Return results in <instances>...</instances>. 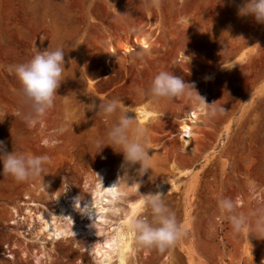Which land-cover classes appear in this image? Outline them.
<instances>
[{
  "label": "rangeland",
  "instance_id": "374dc122",
  "mask_svg": "<svg viewBox=\"0 0 264 264\" xmlns=\"http://www.w3.org/2000/svg\"><path fill=\"white\" fill-rule=\"evenodd\" d=\"M243 2L159 0L152 6L151 0H0V141L8 153L47 154L51 159L49 174L42 180L50 192L41 189L39 179L18 183L0 174V264H35L41 253L45 254L40 264H97L98 257L83 245L89 237L42 244L44 236L35 235L39 223L33 221L28 228L29 220H18L15 214L25 207L41 208L23 204L28 202L57 213L53 194L72 181L82 184L86 172L97 169L84 165L77 149L93 134L101 98L120 99L126 110L145 104L168 116L146 129L149 145L163 158L157 163L159 170L142 178L135 173L134 181L140 184L136 183L139 196L164 194L187 235L163 252L134 247L132 263L264 264V239L244 230L234 233L217 203L222 194L236 200L237 210L245 214L264 206V24L238 15ZM140 38L147 40V48L139 45ZM33 45L38 50L61 47L65 53L64 80L56 90L54 107L43 118L44 126V120L30 126L24 119L28 109L20 106L19 84L10 71V66L31 58ZM126 45L134 50L125 56L121 47ZM161 70L194 82L206 103L215 102L226 111L211 120L202 117L196 128L202 133L196 131L192 144L195 155L172 152L176 144L166 138L173 120L192 101L186 97L155 101L136 91L146 90ZM53 114L64 121L69 116L72 122L59 152L51 156L44 137ZM115 153L118 157L110 162L119 168L123 154ZM189 185L195 198L186 218ZM119 208L127 204L119 202ZM137 216L151 220L144 206ZM118 218L121 214L114 219Z\"/></svg>",
  "mask_w": 264,
  "mask_h": 264
},
{
  "label": "clouds",
  "instance_id": "9594fccd",
  "mask_svg": "<svg viewBox=\"0 0 264 264\" xmlns=\"http://www.w3.org/2000/svg\"><path fill=\"white\" fill-rule=\"evenodd\" d=\"M158 3L159 0H151L152 6ZM238 15L251 16L257 23L264 24V0H244L242 6L238 8ZM64 56L61 47L38 50L33 45V55L29 60L10 66V71L15 74L19 84L16 94L20 106L28 109L23 116L30 126L42 122L49 110L54 107L58 96L56 90L64 80L63 74L66 70ZM136 91L141 96L149 95L155 101H174L176 98L186 97L192 101L204 120H211L226 112L222 105L215 102L206 103L205 98L198 94L194 82L187 83L181 76L167 70L156 73L146 90L137 88ZM94 107L96 109V106ZM98 109L107 118L115 117V122L106 133L107 143L103 138L93 139L95 153L104 146H111L114 151L123 154L124 164L128 166L139 164L138 175L142 176L147 170H151L152 155H149L151 148L147 130L136 123L135 117L128 115L123 101L117 98L106 100L98 105ZM17 115H21L19 110ZM65 130L60 129L61 132ZM50 165L51 159L47 154L36 155L15 151L8 153L0 141V174L11 176L18 183L39 179L42 190L46 191L47 185L42 180L44 175L49 174L47 168ZM117 181L129 184L125 174L106 189L114 190ZM249 187L255 191V182H251ZM140 195L143 206L151 212V220L143 216L129 218L127 232L136 249L155 248L163 252L187 235L186 226L178 222L175 213L163 200L164 194L157 191ZM217 203L220 212L229 220L234 233L244 230L250 234L255 233L253 236L256 238L264 239V206L245 214L237 210L236 200L222 194L218 197ZM252 220L254 223H250Z\"/></svg>",
  "mask_w": 264,
  "mask_h": 264
},
{
  "label": "bare ground",
  "instance_id": "6f19581e",
  "mask_svg": "<svg viewBox=\"0 0 264 264\" xmlns=\"http://www.w3.org/2000/svg\"><path fill=\"white\" fill-rule=\"evenodd\" d=\"M138 42L142 48L149 46L145 38H140ZM109 50L114 51L111 47ZM132 50H134L133 45L121 47V53L124 55L130 54ZM110 60L109 58L108 62ZM105 101V99L101 98L98 101V105ZM146 106L145 104H140L135 108H130L135 109L134 111L127 110L129 112L128 115L135 117L136 123L145 129H147V126L154 127L158 122L168 119L167 115L163 116L158 112L150 111ZM60 116L58 114L51 115L50 124H47L49 132L44 137L45 143H48L47 150H45L51 156L59 152L60 144L64 142L63 140L69 133L66 128L68 126L70 127V123L72 122L69 116L65 117L66 121ZM63 116L65 115L63 114ZM45 119L43 120L45 121ZM44 121L43 126L46 123ZM67 121L69 122L68 124ZM201 121L202 115L196 110L193 104H190L177 120H173L172 126L166 132L167 140L176 144L172 148V152L182 156L185 155L186 157L191 154L195 155L192 144L197 134L196 131H198L196 128ZM114 122L115 117L107 118L98 109V120L96 121V127L93 130L92 136L84 142L85 146L77 149L78 153L82 156V163L87 166L89 165V167L96 166L97 169L93 174L86 172L82 184L72 181L71 185L68 187L64 185V188H60L53 194L56 200L57 213L51 211L45 205L28 202L23 204L40 206L41 208L32 211L31 208L25 207L20 214L15 210V217L18 220L28 219L29 221L26 222L28 228L32 226L31 223L33 221H37L39 226L35 230V235L37 237L39 235L44 236L45 240H39L42 244L46 240L54 242L58 239L87 236L89 239L83 245L91 249L96 257H98L97 264H133L131 255L134 251V246L127 232V222L129 218L136 217L137 211L143 206L141 196L138 195L136 190L137 184L133 182L134 175L138 173L140 166L139 164H134L129 167L122 161L118 168V164H111L110 162L112 159L114 160L118 157V154L113 151L111 146H104L98 153H95L96 148L93 144L94 138H103L105 143L108 142L106 133ZM61 128H65L66 130L61 132ZM69 131L71 132V130ZM198 133L201 134V130ZM150 148L149 155H152V167L151 170H147L142 176L137 174L140 178L148 175L154 176V173L159 170L157 163L159 160L160 162L163 161V158L158 152V148L152 146ZM111 169L115 172L112 173L110 171ZM96 174L100 181L97 179ZM125 174L129 179V184L117 181L114 190L106 189L107 187H111L119 177L125 176ZM110 175H112L111 178ZM174 188L179 189V185H174ZM50 189L51 187L48 186L46 192H50ZM66 191L69 192L67 193ZM81 192L86 194L82 196ZM187 196L189 198L187 207L185 208V216L189 218L192 201L195 198L192 185H189L187 188ZM119 202L126 203L127 208L120 210L122 207L119 208ZM119 214H121V218L114 219ZM187 224L190 225L189 221H187ZM78 244L75 241V245ZM112 244L117 245L116 249L111 247ZM44 254L41 253L35 256V264L41 263L39 258L44 257ZM8 256L13 257V254H8Z\"/></svg>",
  "mask_w": 264,
  "mask_h": 264
}]
</instances>
